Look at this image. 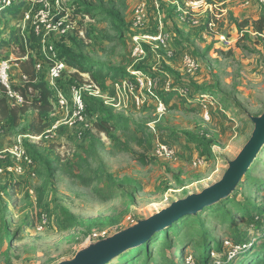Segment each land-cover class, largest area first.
I'll use <instances>...</instances> for the list:
<instances>
[{
    "label": "rangeland",
    "instance_id": "rangeland-1",
    "mask_svg": "<svg viewBox=\"0 0 264 264\" xmlns=\"http://www.w3.org/2000/svg\"><path fill=\"white\" fill-rule=\"evenodd\" d=\"M20 1L26 10L34 6V0ZM175 1L180 3L173 4ZM188 1H163L157 17L153 0H64L77 30L68 36L53 34L45 38V43L34 36L32 24L24 22L23 7H14L2 16L0 61L12 63L15 84L24 81L18 64L24 50L38 58L42 46H51L58 59L70 50L94 63L131 74L132 78L126 80L135 85L132 72L141 70L151 77L153 92L169 101L161 114L158 102L148 96L147 90L137 87L146 97L138 106L130 94L122 98L115 83L107 80L102 85L88 74L77 77L75 70L68 69L56 82L67 106L56 107L49 120L50 125L61 123L57 131L47 137L28 134L33 115H27V120L15 128L0 123V264L71 262L88 248L213 186L242 152L254 132L252 118L264 113V38L254 35L250 24L264 15V6L246 5L243 0H210L216 3L217 28L205 36L202 24L207 14H198L199 25L179 17L178 6L187 11ZM142 2L150 11L144 26L135 28V8ZM112 9L125 18L121 37L106 21ZM232 18L241 25L238 27ZM160 20L170 34L168 47L155 52L149 49L145 57L134 56L133 37L154 33ZM20 26H26V41L2 43L11 31L21 32ZM78 30H83L84 37ZM220 37L231 40V47H223ZM185 55L198 61L197 71H186ZM37 75L48 81L47 65ZM85 79L96 84L102 95L84 94L85 121L73 123L72 89L82 87ZM177 84L180 91L167 97ZM182 84L189 90L185 91ZM198 90L218 96L200 93L197 96L201 100L191 102ZM186 93V98L178 97ZM103 110L114 121L111 124L115 127L109 132L98 131L91 119L104 118ZM19 138L32 165L13 159L9 153ZM157 140L177 148L175 160L155 156ZM200 140L203 142L198 144ZM197 160L204 163L195 166ZM18 166L23 168L21 173L15 170ZM228 200L224 224L215 217V210L222 206L215 204L207 212L181 218L108 264H202L196 256L206 242L211 264H242L245 256L252 260L264 247V231L257 227L261 225L264 230V149ZM240 203L251 210V206L258 208L259 214L253 215L257 223L235 213ZM194 226L196 231H192ZM201 228L205 239L200 236ZM218 246H222V254ZM238 254L243 258L236 259ZM161 257L166 259L160 261Z\"/></svg>",
    "mask_w": 264,
    "mask_h": 264
},
{
    "label": "built area",
    "instance_id": "built-area-1",
    "mask_svg": "<svg viewBox=\"0 0 264 264\" xmlns=\"http://www.w3.org/2000/svg\"><path fill=\"white\" fill-rule=\"evenodd\" d=\"M246 5L252 3H258L264 6V0H243ZM20 0H0V19L2 16L10 9L14 8ZM64 0H34V6L28 10H24L23 12V20L24 22H28L32 24V30L34 35L42 40V43H45V38L53 35H65L68 36L74 33L76 29V23L72 22L69 18V15L64 8ZM187 11L183 10L180 6H178V11L181 12V19L183 21H190L193 25L199 24V19L197 20L198 14H206L211 13L214 14L216 4L210 3L208 0H189L186 3ZM35 8V9H34ZM158 15L160 16L159 9ZM147 5L145 3L139 4L135 8V15L133 17V26L135 28H141L144 26L147 20ZM25 27L20 26L21 32L18 34L25 40ZM209 31L215 30V24H208ZM78 33L84 37L83 30H78ZM256 36L264 38V32L257 34ZM220 40L223 47L230 48L232 45V41L226 39L225 37H220ZM26 41V40H25ZM170 42V34L166 32L162 21H159L158 30L151 34H144L141 36L133 37L134 44V56L145 57L146 49L145 45L151 48L152 51H156L159 48H167ZM27 56H31L27 54ZM32 57V56H31ZM34 57V68L37 73L43 70L44 65L48 67V83L56 92V100L54 102V106L64 108L67 106V100L64 94L57 88L56 82L61 79L63 74L69 69L67 64L64 61H61L57 58L56 52L54 48L51 46H42L41 53L38 58ZM32 57V58H33ZM184 68L187 72L197 71L200 67V64L196 59H194L190 55H185L183 58ZM13 65L9 60L0 61V86H2L5 90V96L8 101L12 105H22L25 101V97L16 90V86L14 83V79L12 77ZM132 74L135 76L136 85L129 80H124L121 83H117L116 87L120 96L123 98V95L126 97L129 94L135 103L140 106L144 104L146 101V97L143 95L141 91H137V87L147 90L148 94L154 97L153 92V81L151 77L147 76L141 71H134ZM26 76L24 75V81H26ZM168 86L167 89H169ZM84 94H88L93 97H101V89L94 84L90 80L84 81L82 87H74L72 89V100L74 105V110L72 113V122L73 123H81L85 121L87 106L84 102ZM158 102V111L159 113H164L166 111L165 105L156 98ZM61 123L59 121L52 124L49 129L39 137H47L51 132L57 131L60 127ZM12 157L19 161L25 162L28 165H32L33 161L26 153V150L23 146V142L21 138H19L12 149L9 151ZM155 156L161 160L171 161L175 160L177 157V150L174 147L167 145L166 143L159 142L155 143ZM204 162L203 160H197L194 162L195 166H200ZM10 171H13V168H9ZM17 172L21 173L23 168L18 166L15 169ZM43 223H46L45 214H42ZM41 228V227H40Z\"/></svg>",
    "mask_w": 264,
    "mask_h": 264
},
{
    "label": "trees",
    "instance_id": "trees-1",
    "mask_svg": "<svg viewBox=\"0 0 264 264\" xmlns=\"http://www.w3.org/2000/svg\"><path fill=\"white\" fill-rule=\"evenodd\" d=\"M208 1L210 2V0H208ZM179 3L180 2H178L177 5ZM210 3H214V2H210ZM15 7L19 8V9H21L23 7L22 9L24 10L25 6L20 1L18 3V5H16ZM9 11L11 12L12 10L10 9ZM87 12L92 17L94 16L90 12L89 9L87 10ZM206 14H207V21L205 22V24H202L203 25L202 28L203 27L205 28L202 32L204 34H209L211 32L209 31L208 24L212 22L215 24V27L217 28V23L214 21L215 20L214 14H211L209 12ZM157 17H158V12H157ZM179 17L181 18V12H179ZM106 21L108 22L110 28L112 29V31L114 33L118 34L120 37L123 35V32H124L123 27L125 25V18L121 12H118L115 9L110 10V12H107ZM232 21L238 27L241 25V23L238 22L234 18H232ZM186 22L192 24L190 21H186ZM199 24H200V22H199ZM250 24H251L252 30L255 33V35L264 32V15L261 16L258 20L252 21V23H250ZM245 26L248 27L249 22H246ZM1 34L2 33L0 32V35ZM33 34H34V32H33ZM13 41L15 43H20V44L23 43V38L15 30L11 31L8 34V40L7 41L3 40L2 43L10 45V43ZM0 47H2L1 44H0ZM145 49L147 52L151 50V48L148 47L147 45H145ZM21 58H26L25 61H22V60L18 61V64H19L20 69L22 70L23 74L26 76L27 79H26V82L23 86H16V90L25 97V101L22 105H19V106L12 105L5 96L4 88L2 86H0V123H6L9 126L15 128V127L20 126L21 124H23L27 120V118H26L27 115H33L32 122L30 119V121H29L30 123L27 126V132L30 135L39 137V136H42L43 134H45V132L51 126L49 120H50V116L54 113V110H55L54 102L56 100V92L53 90V88L50 86V84L47 81L41 80L40 77L37 75V72L34 68V62H35L34 58H32L31 56H27V52H25V50H24L22 56L20 57V59ZM59 60L64 61L67 64L69 69H71L73 71L75 70L76 72L74 73V75H76L77 77H81L80 74H83V73L88 74L89 76H91L92 80H94L97 83H101L102 85H104L107 80L117 84V83L123 82L127 78H130V77L132 78L131 74H130V76H129V74H126L127 72L125 73L121 70L113 69V68H110L106 65L94 63L91 60L82 56L81 54L80 55L76 54L74 52H71L70 50L64 51L60 55ZM137 71H141V70H137ZM146 75L149 76L147 73H146ZM184 87H185V91L189 90L188 85H186ZM180 88H181L180 85L177 84L174 86L173 89H171V90L168 89L171 91V93L167 94L168 95L167 97H171V95L176 94L178 91H180ZM200 93H202L203 95L208 94V95H211L212 97L218 96L215 92H210L208 90H198L197 93L194 96H192L191 102H194V101L199 102L201 100V98H200V96H197V95H200ZM148 96L152 97L149 94H148ZM178 97L186 98L187 93L186 94H179ZM152 98L155 100H156V98H158L159 101L165 105V108H166L167 103L169 101V98H164V100L162 98L160 99V95L155 94V93H154V97H152ZM202 98H203V96H202ZM97 114H99V113H97ZM102 114L104 115L103 116L104 118H101L99 121H97L94 117H91V119L94 121L93 122L94 126H96L95 128H97L98 131L109 132L110 128L115 127L114 124H111L114 121L113 122L111 121L112 116L107 115V112L105 110H103ZM187 135H188V137L194 139V137L191 134H187ZM195 141L198 142L199 140L197 139ZM202 142L203 141L200 140V142L198 144H201ZM167 145L174 147L170 144H167ZM207 146L211 148L210 145H207ZM174 148H176V147H174ZM176 150H177V148H176ZM177 153H178V151H177ZM210 155L213 156L212 153H210ZM11 157H12V155H11ZM255 161H254V163H255ZM106 182H108V181H106ZM227 201H229L228 198L218 202L217 206L218 207L222 206V207L215 210L216 211L215 212L216 219L221 220L223 224L227 221V215H226V211H225V207H224ZM214 205H212V206L216 207ZM237 205L238 206H235L236 207V212H235L236 214L247 216V218L250 219L251 222L257 223L256 216H253V215H255V213L259 214L258 212H256V211H258V208L250 205L252 208H254V210H255V212H254V210H251L247 204L240 203ZM212 206L205 208L201 212H207V211H209V209L211 210L213 208ZM221 208H222V211L220 210ZM191 225L193 226L195 224L193 223ZM257 227H259L261 229L260 231H262V232L264 231L261 225H258ZM201 230L202 231H200V234H201L200 236L202 237V239H205V232H204L203 228H201ZM192 231H196V226H194L192 228ZM232 232L234 233V235H235V233H237L236 227L234 228V230L232 228ZM241 236L244 239H246L245 236H243V235H241ZM241 242H243V241H240L239 243H241ZM221 247L220 246L217 247L218 253H220V254L223 253L220 250ZM210 252H211L210 247L206 242L204 248L201 249V254H199V256H196V259L200 260L202 264H211L212 263V257H211ZM160 254L163 255L162 253H160ZM145 256H146V260H147L148 259L147 252H145ZM242 256H243L242 254H240V255L238 254V256H236V259H239V257H242ZM165 259H166V257H161L160 261H164ZM243 259L244 260H242V264H264V247H263V249H261L260 251L257 252L256 256L254 258H252V260H250V257H248L246 259V256ZM216 263L217 262L215 261L214 264H216Z\"/></svg>",
    "mask_w": 264,
    "mask_h": 264
},
{
    "label": "water",
    "instance_id": "water-1",
    "mask_svg": "<svg viewBox=\"0 0 264 264\" xmlns=\"http://www.w3.org/2000/svg\"><path fill=\"white\" fill-rule=\"evenodd\" d=\"M252 122L255 128L251 139L239 156L230 163L219 182L199 194L173 203L161 213L88 248L79 253L73 261L62 264H108L114 258L144 244L181 218L196 215L205 208L228 198L236 190L264 148V113L261 117L252 118Z\"/></svg>",
    "mask_w": 264,
    "mask_h": 264
},
{
    "label": "crops",
    "instance_id": "crops-1",
    "mask_svg": "<svg viewBox=\"0 0 264 264\" xmlns=\"http://www.w3.org/2000/svg\"><path fill=\"white\" fill-rule=\"evenodd\" d=\"M163 1H165V0H153V4H152V8H155L156 10H158L159 8H160V10H161V5L163 4ZM142 3H144V2H142ZM177 4L178 3V1H175V2H173V4ZM146 4V3H145ZM26 7H24V9H25ZM149 9V8H148ZM160 10H159V12H160ZM150 11V10H149ZM155 12L153 11L152 12V14H150V18H151V16L154 14ZM157 16V15H156ZM159 16V15H158ZM262 16V15H261ZM261 16H259L257 19H259ZM256 19V20H257ZM162 20H163V17H162ZM164 27H165V25H164ZM158 29V28H157ZM157 29L155 30V31H157ZM166 29V28H165ZM154 31V32H155ZM205 36L207 35V34H204ZM254 35H255V33H254ZM183 48H188L186 45H184L183 46ZM26 59V58H25ZM25 59L23 58V60L22 61H25ZM70 70V69H69ZM80 75H84V74H80ZM23 79H24V74H23ZM87 79H85V81H86ZM26 82V81H25ZM25 82L23 81V82H19L18 84H15V86H23L24 84H25Z\"/></svg>",
    "mask_w": 264,
    "mask_h": 264
}]
</instances>
